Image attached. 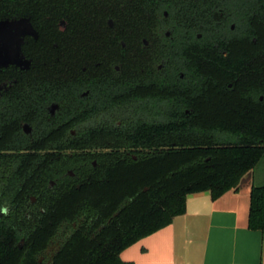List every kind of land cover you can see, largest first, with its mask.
I'll list each match as a JSON object with an SVG mask.
<instances>
[{
    "label": "trees",
    "instance_id": "trees-1",
    "mask_svg": "<svg viewBox=\"0 0 264 264\" xmlns=\"http://www.w3.org/2000/svg\"><path fill=\"white\" fill-rule=\"evenodd\" d=\"M22 16L38 38L25 36L21 46L30 69L0 68V83L13 81L0 94V207L8 208L0 264H129L120 252L183 214L189 195L236 190L264 158V0H0V20ZM165 26L176 50H187V115L51 133L73 125L69 103L57 122L45 112L50 101L76 95L68 67L102 61L107 41L123 53L113 62L135 66L143 50L148 63L152 47L140 50L139 40ZM221 48L229 63L211 61ZM66 148L74 151H38ZM21 149L31 151L5 152ZM73 167L75 177L62 176ZM250 197L248 227L264 231V184L252 185Z\"/></svg>",
    "mask_w": 264,
    "mask_h": 264
},
{
    "label": "flooded vegetation",
    "instance_id": "flooded-vegetation-1",
    "mask_svg": "<svg viewBox=\"0 0 264 264\" xmlns=\"http://www.w3.org/2000/svg\"><path fill=\"white\" fill-rule=\"evenodd\" d=\"M108 23L112 26L111 20H108ZM60 27L64 28L63 22L60 23ZM162 30V32L154 34L153 40L145 37L139 40L138 47H140V50L142 48L148 50L149 46L152 47L148 63H144L142 59L144 57L143 50L140 52V61L135 66L113 62V57L122 56L123 53L117 48L111 50L113 42L107 41L105 42L107 49L102 61L83 65L77 63L72 67H68L71 69V75L69 76L72 77L77 89L76 95L65 98L63 101H50L45 108V112L47 119L57 122L59 119L57 114L61 108V103H69L70 106L66 107V111H71L72 116L66 123L68 124L71 121V125H73L65 129L62 128L64 124H57L56 129L52 130L51 133L57 136L92 133L94 130L87 129L86 126L96 121L115 120L116 125L119 126L124 119L165 120L187 115L192 110L187 107V101L192 99L190 85L187 82V50H176L177 43L171 30L167 26L163 27ZM28 36L35 41L38 38V33L36 37ZM119 45L122 48L126 46L122 40ZM76 53L78 55V50ZM215 53L219 55L211 57V61L220 64L229 63L230 59L226 49L221 48L216 50ZM28 60L30 61V59ZM30 66L29 62L28 67L25 69L16 67L20 70H28ZM42 68L47 70L50 67L46 65ZM58 68L61 69V67ZM234 80L233 78V82ZM12 83L13 81L0 83V94L2 91L7 90ZM231 85L232 82L227 83L228 87ZM200 92L202 95L205 94L203 89ZM21 129L28 137L32 136L33 128L30 124L23 123ZM98 132L108 134L109 130H98ZM98 150L108 151L110 148L83 149L84 152ZM118 150L124 151L123 148H118ZM28 151L31 150H5L6 153H25ZM38 151L63 153L74 150L66 148ZM92 163L95 165V161H92ZM75 170L76 167L68 169L62 176L75 177ZM54 183L55 181L51 180L49 187L52 188ZM30 202L34 203L35 198L31 197ZM7 212V206L2 205L0 215ZM56 244V240L51 241L44 252V256H50Z\"/></svg>",
    "mask_w": 264,
    "mask_h": 264
},
{
    "label": "crops",
    "instance_id": "crops-1",
    "mask_svg": "<svg viewBox=\"0 0 264 264\" xmlns=\"http://www.w3.org/2000/svg\"><path fill=\"white\" fill-rule=\"evenodd\" d=\"M252 170L238 188L215 199L209 193L187 197L185 211L167 226L123 249L129 264H264V231L250 229Z\"/></svg>",
    "mask_w": 264,
    "mask_h": 264
},
{
    "label": "water",
    "instance_id": "water-1",
    "mask_svg": "<svg viewBox=\"0 0 264 264\" xmlns=\"http://www.w3.org/2000/svg\"><path fill=\"white\" fill-rule=\"evenodd\" d=\"M37 36L29 17L4 18L0 20V68L9 65L25 69L29 60L22 53L25 36Z\"/></svg>",
    "mask_w": 264,
    "mask_h": 264
},
{
    "label": "rangeland",
    "instance_id": "rangeland-1",
    "mask_svg": "<svg viewBox=\"0 0 264 264\" xmlns=\"http://www.w3.org/2000/svg\"><path fill=\"white\" fill-rule=\"evenodd\" d=\"M254 180L258 184H264V158H262L258 164L252 169ZM54 251V250H52ZM45 257H40L41 261Z\"/></svg>",
    "mask_w": 264,
    "mask_h": 264
}]
</instances>
